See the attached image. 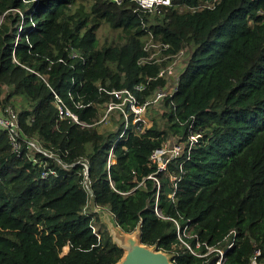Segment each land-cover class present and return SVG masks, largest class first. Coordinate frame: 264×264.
Listing matches in <instances>:
<instances>
[{
  "label": "trees",
  "instance_id": "1",
  "mask_svg": "<svg viewBox=\"0 0 264 264\" xmlns=\"http://www.w3.org/2000/svg\"><path fill=\"white\" fill-rule=\"evenodd\" d=\"M205 1L156 14L132 0H0V109L52 153L17 154L0 129V264L117 261L91 198L175 264H216L219 250L222 264H249L257 249L264 262V0L189 9ZM105 25L114 36L100 42ZM148 41L168 45L160 60L141 61ZM185 49L149 125L127 104V119L107 110L111 89L143 84V102L166 87L159 71ZM167 141L186 146L160 171L150 155Z\"/></svg>",
  "mask_w": 264,
  "mask_h": 264
},
{
  "label": "built area",
  "instance_id": "2",
  "mask_svg": "<svg viewBox=\"0 0 264 264\" xmlns=\"http://www.w3.org/2000/svg\"><path fill=\"white\" fill-rule=\"evenodd\" d=\"M115 3L120 4L123 0H114ZM137 4V7L140 8L144 12L148 13H156L160 14L162 9L171 6L172 0H132ZM218 0H207L204 3L199 4L195 7H190L189 9L194 8H203V7H213L214 4ZM168 47L167 44L158 43L148 41L145 44V49L150 51L149 55L145 56L141 61H152V60H160L159 53L161 49H166ZM182 54L183 51H180L178 54L175 55V59ZM72 55L75 56L76 54L72 52ZM158 56V57H157ZM164 55L162 58H165ZM175 59L172 61L171 64L165 66L159 71L158 75H164L167 77V86L158 89L154 92V95L151 98L145 99L143 102H139L136 96L135 91H140L143 89V84H136L133 88H126L123 87L121 89H111L108 93L112 96V100L107 104V110L118 108L124 114L125 118L127 119L128 114L125 110V105L127 104L131 111L133 112L132 122L138 124V128L141 130L146 126L149 125L150 122L146 117V110L149 108L151 104H158L160 100L166 95L170 94L172 90L175 88V83L177 80V74L174 76V68L173 65L175 63ZM173 81V82H172ZM167 87H170V90H166ZM100 87L99 89H101ZM54 98L57 103L58 114L62 117L64 114L70 116L76 121V116L68 109V107L64 104L58 94L54 93ZM80 105V104H77ZM0 129L6 131L8 136V141L11 149L16 152L17 154L20 153L21 147L23 143L25 144L26 148H33L37 152H40L47 156H52L51 152L44 150L36 140L27 138L22 135L20 125L18 122L17 114L14 112L13 109L10 107H5L2 110L0 109ZM198 134H194L193 132H189L188 136L186 137L185 143L188 147L193 145L197 141ZM185 143L178 144L172 143L171 145L168 143H164L160 147L155 148L150 155V159L152 162L156 164L157 170H164L166 168V164L169 159L182 154V151L185 148ZM52 172V171H51ZM87 168L84 169V173L86 174ZM47 172H42V176L45 177ZM177 232L178 236L181 239L179 234V226L177 224ZM185 228L183 229V231ZM234 233L233 231H230ZM182 240V239H181ZM186 244V243H185ZM231 242L227 245V247L231 246ZM187 247H189L186 244ZM220 258L223 254L222 250H219ZM260 254L259 250L257 249L251 257L249 264H264V262H259L257 259L258 255ZM219 258V259H220ZM217 260V262L219 261Z\"/></svg>",
  "mask_w": 264,
  "mask_h": 264
},
{
  "label": "water",
  "instance_id": "3",
  "mask_svg": "<svg viewBox=\"0 0 264 264\" xmlns=\"http://www.w3.org/2000/svg\"><path fill=\"white\" fill-rule=\"evenodd\" d=\"M90 206L105 226L112 243L123 250L119 259L112 264H175L173 253L141 241L140 222L134 230L127 232L120 228L114 215L107 208L97 206L92 198ZM216 264H222V257Z\"/></svg>",
  "mask_w": 264,
  "mask_h": 264
},
{
  "label": "rangeland",
  "instance_id": "4",
  "mask_svg": "<svg viewBox=\"0 0 264 264\" xmlns=\"http://www.w3.org/2000/svg\"><path fill=\"white\" fill-rule=\"evenodd\" d=\"M180 10H183V7H180ZM98 36H99V40L100 42H102L103 40H111L112 36H114V33L105 25V27H101L99 30H98ZM186 49L183 51V53L175 59V63L173 65V68H174V76H176V74H178L179 70L183 67L184 65V59H185V56H186ZM173 82V81H172ZM166 90H170V87H167ZM149 121V120H148ZM150 122V121H149ZM166 143L168 144H172V143H176L175 141H167ZM182 144V143H181ZM180 144V145H181ZM66 250V247L64 248V251Z\"/></svg>",
  "mask_w": 264,
  "mask_h": 264
}]
</instances>
